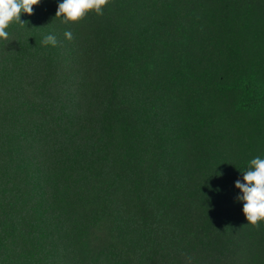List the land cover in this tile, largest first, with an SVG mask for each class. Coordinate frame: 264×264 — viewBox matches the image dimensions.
<instances>
[{
    "label": "trees",
    "instance_id": "trees-1",
    "mask_svg": "<svg viewBox=\"0 0 264 264\" xmlns=\"http://www.w3.org/2000/svg\"><path fill=\"white\" fill-rule=\"evenodd\" d=\"M60 2L0 39V264H264V0Z\"/></svg>",
    "mask_w": 264,
    "mask_h": 264
},
{
    "label": "clouds",
    "instance_id": "clouds-1",
    "mask_svg": "<svg viewBox=\"0 0 264 264\" xmlns=\"http://www.w3.org/2000/svg\"><path fill=\"white\" fill-rule=\"evenodd\" d=\"M40 2L41 0H0V39H8L7 29L11 24L26 25L28 22L21 21V15H33L34 6ZM110 2L111 0H62L57 5L55 18L65 25L79 23L90 12L98 16L103 15L104 8ZM63 35L69 41L73 39L70 30H66ZM42 44L55 47L58 41L55 35L49 34L43 37ZM242 179L243 182L238 179L234 184L241 193L236 200L243 203L242 214L247 221L246 224L258 228L260 223H264V159L260 157L251 159Z\"/></svg>",
    "mask_w": 264,
    "mask_h": 264
}]
</instances>
